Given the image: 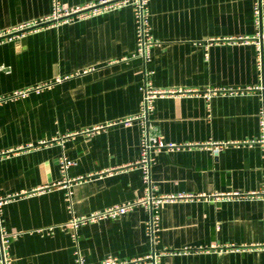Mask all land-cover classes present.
Returning <instances> with one entry per match:
<instances>
[{"label": "crops", "instance_id": "0c3cea01", "mask_svg": "<svg viewBox=\"0 0 264 264\" xmlns=\"http://www.w3.org/2000/svg\"><path fill=\"white\" fill-rule=\"evenodd\" d=\"M64 9L100 0H57ZM254 0H149L150 59L136 55L133 7L41 25L0 41V231L12 264H74L71 215L149 205L77 228L85 264L107 256L160 264H264V79ZM51 0H0V31L38 21ZM247 39V40H245ZM156 95L140 117L145 73ZM215 90L216 92H212ZM143 127L172 143L139 164ZM212 142L221 143L213 152ZM67 167L69 200L57 158ZM186 248V250H184Z\"/></svg>", "mask_w": 264, "mask_h": 264}, {"label": "built area", "instance_id": "2783aa9c", "mask_svg": "<svg viewBox=\"0 0 264 264\" xmlns=\"http://www.w3.org/2000/svg\"><path fill=\"white\" fill-rule=\"evenodd\" d=\"M149 0H100L98 3H93L85 6H76L71 9H64L60 6L57 0H51L50 12L39 19L38 21H33L26 23L24 25H19L17 27H12L6 31H0V41L1 40H10L13 37L22 35L23 32L28 30H33L38 28L41 25H48L50 23L56 22H68L74 18H84L89 17L94 14H99L107 12L113 9H117L126 5H131L133 7V13L136 22V31H137V43H136V55L141 57L145 63L150 59V49L154 43V40L150 34V27L148 23V9L147 4ZM253 15L255 23L257 26V31L255 35L250 39L256 47V66L258 69L259 77L264 79V0H254L253 3ZM247 40V39H245ZM151 71L145 73V78L143 82L142 98H141V108H140V117L145 118L153 109V100L156 95L169 94L173 91L170 90H158L152 87L149 76ZM264 88V86H263ZM27 91H13L8 95H0V103L13 100L19 96L25 95ZM212 92H216L213 90ZM260 126L263 131L262 136L258 139L262 144V155L264 158V97L262 99V107L260 109ZM213 152H217L222 146L221 143L212 142ZM172 143L163 142L154 137H150L143 127L141 139H140V156L139 164L142 170V177L145 182L149 181V166L153 160V152L160 147H171ZM58 169L60 174V181L65 184L66 199L69 200L70 195V182L75 178L68 177L66 174L67 167L72 164V160L66 157L62 152L58 155L57 158ZM262 195L264 198V185L262 188ZM2 198H0L1 202ZM143 203L149 205L150 208V220L147 224L148 232H153L158 228L159 225V202L160 198L153 197L148 188L145 194L136 200L135 202H121L115 203L104 208L91 211L86 214L71 215L70 218L65 222V226L68 227L70 232V237L74 243L73 255H74V264H85L84 257L81 255L76 239H77V228L79 225L86 222H93L99 219L106 217H115L118 215L126 214L129 212L135 203ZM262 216L264 219V206ZM10 234L4 230L0 231V264H12L11 259L7 253L8 238ZM186 250V248H184ZM145 258H151L149 264H160L159 254L151 253L148 254ZM144 258L142 257H133L129 259H118L114 256L105 257L100 264H140Z\"/></svg>", "mask_w": 264, "mask_h": 264}]
</instances>
